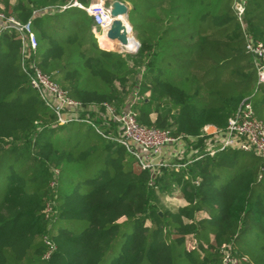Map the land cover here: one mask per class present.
<instances>
[{"label":"trees","instance_id":"16d2710c","mask_svg":"<svg viewBox=\"0 0 264 264\" xmlns=\"http://www.w3.org/2000/svg\"><path fill=\"white\" fill-rule=\"evenodd\" d=\"M72 1L0 0V12L30 22V62L99 109L57 125L21 67L19 35H0V264H264L262 159L235 149L197 159L203 127L224 130L242 100L264 124L245 49L247 38L264 44V0H246L244 29L236 0H119L133 54L100 49L84 10L56 9ZM133 93L139 125L198 149L186 167L142 170L110 139L119 130L103 107L119 112ZM176 192L184 207L157 208Z\"/></svg>","mask_w":264,"mask_h":264},{"label":"built area","instance_id":"2783aa9c","mask_svg":"<svg viewBox=\"0 0 264 264\" xmlns=\"http://www.w3.org/2000/svg\"><path fill=\"white\" fill-rule=\"evenodd\" d=\"M245 5L246 0H236V16L243 29L242 18ZM68 7H78L91 17L96 39L102 37V32L112 20L109 5H106L105 0H94L86 7L73 0L70 4L56 9L64 10ZM7 31H15L19 35L22 55L21 67L28 77L30 86L42 102L55 114L57 125H64L71 121L80 122L83 120L84 113L89 114V112L97 110L99 112L95 106L85 107L71 99L65 91L43 74L34 62H30L29 54L36 48V38L31 31L30 22L21 24L12 16L0 12V35ZM99 31L100 33H98ZM245 49L254 65L257 83L264 85V44L247 38ZM137 98V94L133 93L131 103L119 112L109 105H104V117L107 121L115 123L119 130V136L110 139L123 145L136 159L142 170L156 173L162 168L178 171L186 167L192 160L182 162L184 156L181 151H172V155L176 158L172 161L157 158L163 149L181 139L180 137H173L170 131L139 125L136 120V113L131 109V105ZM209 128L205 127L202 130L200 137H207L205 139V151L197 159L213 156L227 149H235L245 153H253L262 159L264 165V124L256 118L249 98L240 102L235 113L227 120L224 130L215 127ZM223 264H237V261L229 255H225Z\"/></svg>","mask_w":264,"mask_h":264},{"label":"water","instance_id":"95a60500","mask_svg":"<svg viewBox=\"0 0 264 264\" xmlns=\"http://www.w3.org/2000/svg\"><path fill=\"white\" fill-rule=\"evenodd\" d=\"M108 8L112 20L110 25L102 32V36L106 40L115 43L120 51H124L129 43V34L132 30L131 26L126 22L129 8L119 0H112ZM138 47L139 44L136 41L134 51L128 53H135Z\"/></svg>","mask_w":264,"mask_h":264},{"label":"crops","instance_id":"0c3cea01","mask_svg":"<svg viewBox=\"0 0 264 264\" xmlns=\"http://www.w3.org/2000/svg\"><path fill=\"white\" fill-rule=\"evenodd\" d=\"M92 1H94V0H90L89 3H91ZM96 40H97V43H98V46H99L100 49H102L104 51H110L112 49V46L110 48L104 47V46L101 47L100 44L102 43V44L105 45V43H103L102 40L100 41V39H96ZM130 80H131V78H130ZM133 80L137 81L136 78H134ZM129 97H131V96H129ZM132 97H133V95H132ZM205 127L209 128V127H212V126H204L203 129ZM185 145H186V143H184V141H179V142H177L175 144H172L169 147H166L165 149H163L162 153L160 155H158L157 158L158 159H165L167 161H172V160L176 159L175 156L172 155V151H181L183 153V156H184L182 162L190 161L191 160L190 159L191 158L190 155H192L198 149L197 148H193V146H187L186 147ZM198 147H199V149H201L200 146H198ZM178 194L179 193L176 192L172 196H169L171 198L170 201H172V203H170V204H171V206H174V207H184L186 205V201L183 198H181ZM203 216H205V215H203Z\"/></svg>","mask_w":264,"mask_h":264},{"label":"rangeland","instance_id":"374dc122","mask_svg":"<svg viewBox=\"0 0 264 264\" xmlns=\"http://www.w3.org/2000/svg\"><path fill=\"white\" fill-rule=\"evenodd\" d=\"M112 0H107L106 1V5L108 6L109 5V3L111 2ZM130 9V8H129ZM126 22L128 23V17L126 18ZM129 24V23H128ZM98 33H100V31L98 32ZM130 35L136 40V37H135V33L133 32V30H131V32H130ZM137 41V40H136ZM105 45H107V44H105ZM110 48V47H109ZM110 51H112V52H117V53H119V54H126L127 52H124V51H120L119 50V48H118V46H117V48H116V45H113L112 46V49L110 50ZM133 54V53H132ZM134 77H132L131 78V80H130V82H129V87L131 88V87H133V82H134ZM130 91V89L128 90V92ZM127 96H128V94H127ZM131 100L132 99H130V101L127 103V104H129V103H131ZM127 104H126V106H127ZM109 106H111L113 109H115L116 107H117V104H111V105H109ZM100 119H102L103 121H105L106 122V124H107V121H106V117H104V113L103 114H101V116H100ZM105 126V125H104ZM98 129H100L99 128V126H98ZM103 131V130H102ZM159 172V171H158ZM171 200V198L169 197V196H166L165 198H163V199H161V200H159V201H156L157 202V208L158 209H161V210H164V208L166 207V206H168V205H171L170 203H172V201H170ZM188 246V248L189 247H191V245H192V240H191V238H189L188 239V244H187Z\"/></svg>","mask_w":264,"mask_h":264},{"label":"bare ground","instance_id":"6f19581e","mask_svg":"<svg viewBox=\"0 0 264 264\" xmlns=\"http://www.w3.org/2000/svg\"><path fill=\"white\" fill-rule=\"evenodd\" d=\"M131 36V35H130ZM103 41V43H105V44H107V45H102V43L100 44L101 45V47L102 46H104V47H111V46H113V45H116L115 43H113V42H110V41H108V40H106L103 36L100 38V41ZM116 48H117V46H116ZM131 51H134L133 50V45H132V41H131V38H130V42L128 43V45L126 46V48H125V50H124V52H131Z\"/></svg>","mask_w":264,"mask_h":264}]
</instances>
